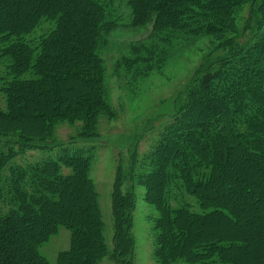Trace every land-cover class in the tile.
<instances>
[{
  "label": "trees",
  "instance_id": "16d2710c",
  "mask_svg": "<svg viewBox=\"0 0 264 264\" xmlns=\"http://www.w3.org/2000/svg\"><path fill=\"white\" fill-rule=\"evenodd\" d=\"M245 2L252 4L253 15L261 14L255 18L256 29L261 28L264 0H130L129 5L134 24L152 23L153 33L185 30L222 36L232 30L233 12ZM43 19L54 21L55 27L36 48L25 37ZM111 26L95 0H0V59L9 62V81L1 88L0 144L12 146L0 152V264H48L38 247L59 226L69 231V247L58 253L56 264H101L106 259L135 264L134 182L159 214L154 220L159 264L178 258L187 264H237L240 253H255L252 242L258 241L240 233L245 226L235 198L216 199L213 191L226 181L222 172L228 151L264 160V33L244 46L228 43L225 54L208 65L216 68L193 77L184 104L146 161H133L126 174L117 169L108 242L88 174L92 147L85 144L98 139L99 118L112 115L96 52L101 33ZM26 74L31 76L23 78ZM200 105L201 119L196 113ZM62 122L81 125L63 141L55 133ZM26 151L44 155L33 163L11 165ZM126 179L131 185L124 190ZM258 180L240 176L235 192L261 204L264 188L255 194L251 187ZM175 191L195 197L205 212L191 211ZM73 193L83 198L82 206H73ZM3 206L8 208L2 211ZM217 220L230 226L221 229Z\"/></svg>",
  "mask_w": 264,
  "mask_h": 264
},
{
  "label": "rangeland",
  "instance_id": "374dc122",
  "mask_svg": "<svg viewBox=\"0 0 264 264\" xmlns=\"http://www.w3.org/2000/svg\"><path fill=\"white\" fill-rule=\"evenodd\" d=\"M95 1L104 10L105 22L113 25L108 31L101 33L96 51L102 61L107 102L112 115L99 118L98 139L92 145H85L92 147L89 152L92 158L88 174L98 194V203L105 222L106 239L110 242V193L117 169L122 174H126L133 167V161H138V164L145 162L161 131L171 123L180 106L184 104L186 88L193 77H200L205 71L216 68L217 64H213L210 68L208 65L225 54L228 43L244 46L249 41L254 42V37L264 33V25L256 29L255 18L262 16L259 13L253 15L252 4L245 2L233 12L232 30L222 36L185 30L153 33L152 23L134 24L130 0ZM54 27V21L43 19L25 37V40L37 48L40 38L47 35ZM195 27L196 24L191 29ZM8 63L5 57L0 59V107L4 109L5 95L1 88L9 81L5 67ZM29 76L31 74H26L23 78ZM201 105L196 112L199 119L203 113ZM80 125L79 122L58 123L55 126V133L65 141ZM10 147L12 146L4 147L0 144V152L7 151ZM41 155H44V152L26 151L25 155L13 159L11 165L33 163L38 161ZM227 161L228 166L224 167L222 172L226 181L221 188L213 191L214 196L226 202L235 198L237 201L235 208L237 207L245 226V230H238L246 237L255 235L254 238L258 241L252 242L257 246L255 253L245 256L240 253L237 264H264V199L262 198L261 204H255L250 197L243 195L242 191L235 192V185L244 174L258 176L259 180L251 185L255 194L264 188V176L260 174L261 171L264 172V160L257 162L247 158L244 151L233 148L228 151ZM137 167L138 165L134 166L135 174L139 172ZM148 169L149 167L145 168V171ZM64 172L68 173L67 170ZM7 174L8 172L5 171L4 175ZM135 183L136 204L132 228L135 264H159L155 254L154 230V220L159 214L152 205L145 202V189ZM130 185L131 183L126 179L122 188L127 190ZM175 193L181 194L177 191ZM174 196L173 193L170 195V201ZM182 196L183 201L189 203L191 211L205 212V208L199 205L195 197L187 193ZM74 199L73 206L76 208L82 206L81 196L75 195ZM183 201L181 202L184 203ZM171 206L176 205L173 203ZM7 208L3 206L2 211ZM217 222L223 224L220 226L221 229L230 226L223 221L217 220ZM213 231L215 234L220 232V230ZM68 247L69 231L59 226L55 235H51L47 241L39 245L38 252L46 258L48 264H56L58 253L67 250ZM101 264L113 263L106 259ZM173 264L187 263L178 258Z\"/></svg>",
  "mask_w": 264,
  "mask_h": 264
}]
</instances>
